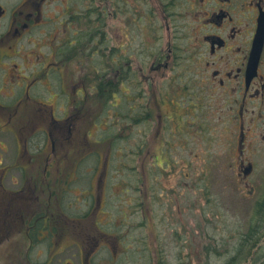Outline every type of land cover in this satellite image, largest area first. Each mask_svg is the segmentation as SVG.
<instances>
[{"label": "flooded vegetation", "instance_id": "flooded-vegetation-1", "mask_svg": "<svg viewBox=\"0 0 264 264\" xmlns=\"http://www.w3.org/2000/svg\"><path fill=\"white\" fill-rule=\"evenodd\" d=\"M136 17L143 23L132 34ZM145 28L146 40L135 48L132 41ZM166 31L172 42L184 38L175 47L188 56L173 77L164 72L171 55L149 44L163 45ZM148 46L156 47L150 53ZM166 83L172 92L165 93ZM132 93L134 107L116 103ZM212 113L230 132L222 156L213 151L218 119ZM147 127H158L152 156ZM101 130L109 137L100 141ZM126 131L144 159L150 155L160 167L173 163L179 192L207 190L214 159L230 164L228 174L257 194L250 180L264 148V0H0V247L12 239L16 263L167 264L173 250L179 261H194L197 204L168 210L149 188L147 172L142 187L130 189L132 203L115 204L123 198L118 194L108 209L111 147ZM82 137L103 171L91 174L93 191L83 189L87 194L73 209L65 200L81 179L68 171L69 151ZM106 141L110 150L103 155ZM196 159L204 162L201 174ZM253 216L233 257L264 264V194Z\"/></svg>", "mask_w": 264, "mask_h": 264}, {"label": "rangeland", "instance_id": "rangeland-1", "mask_svg": "<svg viewBox=\"0 0 264 264\" xmlns=\"http://www.w3.org/2000/svg\"><path fill=\"white\" fill-rule=\"evenodd\" d=\"M160 14H158L159 16ZM139 16V15H138ZM158 22H162L161 17L156 19ZM132 26L133 32L138 26H142L143 22L139 21V18L132 19ZM118 27H120V21H117ZM174 30L177 31L178 27L177 24L174 22ZM120 32V30H119ZM147 29H144L143 34L140 38H135L133 40V46L135 48L140 49L139 47L142 45L143 38L147 35ZM178 34L177 32L174 33ZM171 34L168 35L167 31L165 33V42L162 45L157 40L149 39V44H158L160 48L165 50V56L171 55L173 61L171 68L164 70L165 74L169 77H173L180 72L183 68H177L178 61L187 59V52L183 50H178L175 45L183 46L185 44L184 38H180V41L172 42L170 40ZM131 41H129L130 43ZM169 45H172L174 51H169ZM156 46H148V50L151 53ZM184 83H181V87L183 88ZM165 93L170 91L172 92V85L166 83L165 84ZM172 96V95H170ZM117 104L122 103V107L127 109L128 107H134L135 104V96L132 93L130 94L129 101L126 99H122L121 102L118 99ZM125 104V107H124ZM214 119H218L215 122L214 130H213V137H218L213 145V151L220 155L224 148V145L227 141L223 140L222 138L226 137L225 135H229V129L223 124L219 123L220 114L212 113ZM92 132L94 134V129ZM90 129V130H91ZM116 129V128H115ZM148 131V142H150V146L153 148H149L153 152L151 156L157 151V148L154 149L155 145L158 146V138H157V129L158 127L145 128ZM117 130V129H116ZM131 134L130 131L126 132H118L117 133V140H120L115 143V147L112 148L113 154V166L108 170L111 174L110 176V183L112 184L109 187V197L107 205H111L110 208L112 209V204L115 203L114 197L118 194H123V198L117 201L115 204L121 203H132L130 202V195L133 193L131 188L135 187H142V178L141 173L147 172L148 174V186L150 189L155 190V194L158 195L160 200V204H163L165 208L168 210H172L175 204H180L183 206L184 204H197V208L195 212H193V219L192 221L195 222L196 228L199 234L195 237V245L194 248L196 249V253L194 254L195 258L194 261L191 262H181L177 259L176 251H172L171 257L167 259V264H227L230 262L233 255L237 252L240 248L239 245L242 243V236L247 232L248 227L251 225L252 221L254 220L253 210L254 205L256 204L257 200L260 198L261 194H264V148H262L263 155L258 159L256 164V173L254 174L251 181V186L254 187V190L257 192L255 195L252 193L251 188H246L245 185H239L237 179H235L231 174L232 169L231 165H224L220 160H214L213 164L207 170V190L203 187V193L198 192H190V194H184L183 192H179L178 182L176 178L173 176V163L164 164L162 167L159 165H154L152 162L150 155H148V159H144L143 156L145 153H142L141 149L136 146L135 141H127L126 137ZM133 136L136 138L140 136V133L134 131ZM99 140L101 141L102 138L109 137V133L107 131L99 132L98 134ZM95 142V138H88V141ZM164 140L170 145L173 141V132L172 129L166 126V130L164 131ZM73 141L77 144V147L84 145L83 150L77 148L76 146H72L69 151L70 160L69 161V168L68 171L72 174H79L80 181L77 183L70 184L71 194L65 200L66 205L72 204H81L83 194H87V192L83 189L88 188L89 191H93L90 186L91 174L95 171H103V166L101 165L100 159L98 154L88 155L89 150L86 146V141H84V137H82V143L79 144L76 138ZM84 143V144H83ZM111 142L106 141L100 148L103 152L102 154L105 155L110 150ZM166 143V144H167ZM162 144L159 146L161 150ZM31 151L34 152L36 149L35 146H30ZM81 148V147H80ZM168 150V149H166ZM173 152V147L170 149ZM37 152V150H35ZM202 148L200 147V151ZM224 155V154H222ZM220 155V156H222ZM83 156H86L83 159ZM96 156V157H95ZM118 157L115 159L114 157ZM167 156V154H166ZM214 156V157H220ZM170 158V157H169ZM145 161V164L143 163ZM77 162H80L77 163ZM195 166L197 168L196 173L201 174L204 168V162L202 160L196 159ZM169 174V175H168ZM89 178V182L85 180V178ZM226 178L225 179H223ZM196 182V181H195ZM124 183L126 187L120 185ZM199 183L204 184L203 180H197V186ZM210 188V190L208 189ZM69 189V191H70ZM129 189V190H127ZM194 189H196L194 187ZM129 191L128 193H126ZM199 191V190H198ZM208 191L209 193L206 194L205 192ZM162 196L164 197L162 199ZM153 198V195H151ZM73 209H76L75 205L70 206ZM69 208V207H68ZM163 208V209H165ZM158 213L160 212L159 208ZM135 215V214H133ZM134 219V218H133ZM140 219V217H137ZM206 219H212V225L210 222L206 221ZM15 231V230H14ZM208 231L209 235H208ZM135 233V232H134ZM11 235L14 232H10ZM12 239L8 241L7 244H4L0 247V264H18L15 262L14 255H13V246H12ZM261 243V242H260ZM18 248H21V245L18 244ZM255 246L253 243L252 248ZM172 250V249H171ZM246 250H249V245H246ZM190 249L186 252L189 253ZM261 251L264 252V241L261 243ZM138 259V258H137ZM247 260L240 259L237 261L236 264H245ZM135 263H140V260L135 261Z\"/></svg>", "mask_w": 264, "mask_h": 264}, {"label": "trees", "instance_id": "trees-1", "mask_svg": "<svg viewBox=\"0 0 264 264\" xmlns=\"http://www.w3.org/2000/svg\"><path fill=\"white\" fill-rule=\"evenodd\" d=\"M238 260H240V259H238V257L234 256L231 258L230 262H228L227 264H236Z\"/></svg>", "mask_w": 264, "mask_h": 264}]
</instances>
